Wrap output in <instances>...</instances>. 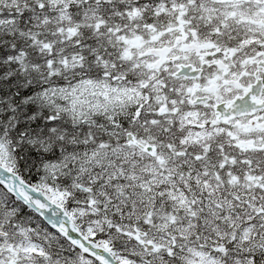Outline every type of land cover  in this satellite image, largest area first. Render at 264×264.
I'll list each match as a JSON object with an SVG mask.
<instances>
[{
	"label": "snow or ice",
	"instance_id": "1",
	"mask_svg": "<svg viewBox=\"0 0 264 264\" xmlns=\"http://www.w3.org/2000/svg\"><path fill=\"white\" fill-rule=\"evenodd\" d=\"M0 264H264V0H0Z\"/></svg>",
	"mask_w": 264,
	"mask_h": 264
}]
</instances>
